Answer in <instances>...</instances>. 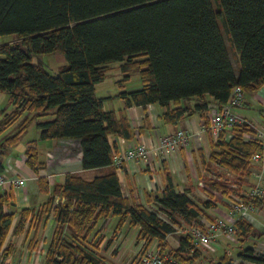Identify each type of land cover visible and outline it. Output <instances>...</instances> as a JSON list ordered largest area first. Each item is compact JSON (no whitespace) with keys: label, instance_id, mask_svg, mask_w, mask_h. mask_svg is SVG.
<instances>
[{"label":"trees","instance_id":"16d2710c","mask_svg":"<svg viewBox=\"0 0 264 264\" xmlns=\"http://www.w3.org/2000/svg\"><path fill=\"white\" fill-rule=\"evenodd\" d=\"M217 2L218 9L212 0H0V36L18 38L0 43V92L14 105L0 119V133L22 112L33 113L21 120L17 131L0 140V173L6 147L18 140L29 119L35 121L41 139L77 140L83 169L111 165L117 149L110 136L129 139L133 135L123 111L104 109L107 97L95 91L114 61L121 62L120 82L134 69L141 80L140 87L116 94L125 106L156 103L164 108L162 119L169 123L185 116L188 109L179 105L184 99L202 101L193 110L203 114L206 95L222 105L235 85L245 96L260 89L264 84V0ZM220 17L238 55L237 68L218 23ZM57 51L66 62L55 74L34 61V56ZM250 126L234 125L228 139L222 132L209 153L210 160L222 162L239 178L249 172V153L261 149L255 139L243 138ZM30 142L25 163L37 171L45 162L38 157L35 140ZM165 178L158 194H146L154 210L122 194L114 167L91 179L66 173L62 183L53 184L34 218L38 223L50 212L54 216L45 264H105L87 237L98 219L108 214L118 216L116 229L126 220L137 225V239H144L145 246L156 239L160 251L167 249L176 262L199 258L201 253L189 235H180L176 248H169L166 236L176 232L181 220L190 222L205 214L213 202L204 200L200 206L188 189L176 187L168 171ZM38 179L40 189L48 192L45 177ZM209 184L224 193L234 190L220 181L209 180ZM11 199L10 191H0V247L14 217V211L5 210ZM236 225L242 239L252 234L246 219ZM238 256L264 263V256L255 255L251 247L243 248ZM165 264L175 263L166 260ZM209 264H231V260L221 253L209 259Z\"/></svg>","mask_w":264,"mask_h":264},{"label":"crops","instance_id":"0c3cea01","mask_svg":"<svg viewBox=\"0 0 264 264\" xmlns=\"http://www.w3.org/2000/svg\"><path fill=\"white\" fill-rule=\"evenodd\" d=\"M227 41L229 45L231 44L229 39L225 40L228 48ZM233 53L238 67V55L235 51ZM120 79L117 80L120 86L117 92L113 94H97L98 96L107 97L103 101L104 109L106 103L113 100H120L117 101V108L109 107L107 109L122 110L130 123L133 132L131 138L126 139L121 136H110V139L115 141L117 151L124 150L140 141L147 143L154 142L157 134L170 133L179 128H189L192 133L187 145L176 150L173 156L161 160L162 168L159 171L157 183L143 169L132 172L126 167L115 168L120 180L122 194L130 201L135 200L149 207L153 205V201H147L146 194H158L162 190L166 183L165 171L170 173L176 187L182 190V185L186 188L188 183L185 162H188L189 154L192 156L194 153L197 156L200 153L208 159L213 139L202 125L207 123L208 114L218 103L212 97L206 95L203 100L207 101V110L201 114L199 111H194L193 107L202 101L196 97L184 99L179 105L188 109L185 116L175 123L164 122L162 119L164 108L156 103H150L144 107L140 105L125 106L124 100L116 95L119 91L123 90V83L120 82ZM99 83H96L95 91ZM173 106L172 104L171 107ZM250 108L259 111L262 115L264 114V84L257 91L247 94L242 106L235 108L236 112L242 114L251 122L249 130L243 134L244 139L255 138L257 129L264 130V121L262 119H256L254 115L251 117L249 115ZM247 110L248 112L246 114ZM231 135L232 132L229 129L223 133L225 139H228ZM72 140L77 146L70 147ZM38 143L40 144V142H37L35 146L37 150H39ZM42 143L48 148L45 149V158H40L39 155L38 157L41 161L45 162V166L39 168L37 171L30 168L26 163H20L19 167L13 166L14 171L18 175L27 177L24 187L0 188V191L8 190L12 193V199L5 206V210L14 211L10 229L0 247V252L6 254V252L4 253V249H7V258L16 262L27 260L31 254H34L38 256L40 264H45L47 246L55 227L54 216L50 212L46 218L43 216L38 223L34 218L51 194L53 184L62 183L65 174L68 172L80 174L85 179H91L94 176L106 174L113 168L112 165H107L98 168L83 169L81 166V151L77 140L45 139ZM22 155H24L23 152L18 155L6 154V157L12 161L15 159L17 161ZM249 168L248 166V171ZM44 173H51L52 180L51 183L47 182L49 187L48 192L46 191L45 195L41 196L35 190H41L38 178L44 177ZM243 178L247 179V182L253 183V178L249 172ZM31 180L35 181L36 189L34 188L29 191L27 184ZM253 214L254 219L249 221L252 226V234H250L248 241L245 240L246 238H240L236 255L243 248L251 247L255 255L264 256V204L260 203L257 211ZM197 217L199 218V215ZM118 220V216L111 214L99 218L94 229L87 237V240L93 245L92 249L95 250V253L98 256H102L105 264H134L136 254L145 244L144 239H137L139 227L129 224L128 220L119 229H116ZM171 234L166 236L167 242L168 236ZM247 242L249 245L246 244ZM152 243H155V241H152ZM177 246L178 241L176 245H172V248H176ZM230 252L231 250L227 248L222 253L231 256ZM201 258H203L202 255L197 259ZM195 260H192V262Z\"/></svg>","mask_w":264,"mask_h":264},{"label":"built area","instance_id":"2783aa9c","mask_svg":"<svg viewBox=\"0 0 264 264\" xmlns=\"http://www.w3.org/2000/svg\"><path fill=\"white\" fill-rule=\"evenodd\" d=\"M245 95L239 85H235L222 105H216L212 108L207 116V123L202 126L216 141L220 134L234 125H241L251 122L242 114L235 111L236 107L242 106ZM191 129L179 128L173 132L157 134L154 142L140 141L124 150L116 151L112 156L111 165L114 168L126 167L128 170L135 172L143 169L150 174L154 182H158V175L161 167V160L173 156L180 147L188 144L191 138ZM255 141L259 143L261 149H256L249 153L247 158L249 164V173L253 178L252 186L248 191H240L239 194H232L227 198V204L223 214L214 216L213 219L201 217L199 222H195L187 229V235L191 238V243L196 248H207L214 251L217 248V241L222 235L234 237L237 230V221L246 219L248 222L254 219V212L257 211L258 205L256 199L261 200L264 197V130L257 129ZM16 160V159H15ZM12 161L8 157L4 158V170L0 173V188L24 187L27 177L18 175L14 167H19L20 163H25V154L19 160ZM48 183H51V173H44ZM232 184H236L235 181ZM217 193L215 189L212 190ZM220 193L221 190L219 191ZM58 197L56 196L55 201ZM176 228V231H180ZM155 241V243H152ZM149 244L142 246L136 254L134 264H165V261L176 263L172 254L166 249L160 251L158 241L152 240ZM237 241V239H235ZM231 264H264L257 261L245 259L238 255L229 256ZM0 264H40L38 256L31 254L27 260L16 262L4 258L0 252Z\"/></svg>","mask_w":264,"mask_h":264},{"label":"rangeland","instance_id":"374dc122","mask_svg":"<svg viewBox=\"0 0 264 264\" xmlns=\"http://www.w3.org/2000/svg\"><path fill=\"white\" fill-rule=\"evenodd\" d=\"M212 3L214 5L215 9H218V2L217 0H212ZM218 23L220 25L222 34L224 36V40H227V32L225 30V26L222 22L221 17L218 19ZM18 40L17 36L15 35H2L0 36V43L5 41H16ZM228 43V41H227ZM228 49L231 57V61L234 65V67H237L234 51L233 48H231V45L228 43ZM34 61L40 62L46 71H48L51 74H55L57 72V69L60 65L64 64L66 62L64 56L60 52H54L51 54H40L37 56H34ZM121 62L114 61L109 63L107 66L108 70L106 72L105 78L97 85L96 87V94H113L114 92H117L119 90V84L117 80L119 78H122L123 74L120 70ZM123 85L122 88L125 90H131L135 89L141 86V80L139 78V72L137 69L131 70L129 78L127 80L122 81ZM116 101V102H115ZM120 100H113L111 102H108L105 104V109L107 108H117L118 102ZM14 105L10 102L9 96L5 92H0V119L3 117V114L6 112H9L13 109ZM249 115L252 117L255 116L256 119H262L264 121V114H260L259 111L253 110L250 108ZM248 110L246 111L247 114ZM32 112H22V114L15 120L10 126L5 128L3 132L0 133V140L7 135H10L17 131L19 129V124L21 120L25 117L29 118L32 116ZM254 122V121H252ZM35 121L34 120H28L27 126L25 129L21 132L19 135L18 140L12 144L8 145L6 147V154L11 155H18L22 152H25V149L28 144H30L33 139L35 140V146L37 142L38 148H39V157L45 158V149L48 148L45 146L42 142L45 141V139H41L39 137V130L35 127ZM217 141V140H216ZM45 143V142H44ZM213 143L215 141L213 140ZM72 146H77L75 142L72 140ZM186 166V174L188 177V183L186 188L182 185V190L188 189L190 197L198 203V205H202L201 202L204 200H209L213 202V205L209 208H205V214L202 213L199 215V218H194L190 222L180 221L181 224L176 225V228H180V231H176L175 233L168 236V246L169 248H172V245H176L177 239H179L180 235H185L187 233V229L189 226L195 222H199V219L203 217V215H209V216H218L219 214H223V211L225 210L227 198H230L232 194H239L240 191L246 192L248 189L252 186V183L247 182V179L239 178L233 171H231L225 164L219 161L210 160L209 156L208 159L205 158L202 154L198 153L197 156L193 153L192 156L189 154L188 162H185ZM209 180H215L220 181L226 186L232 187L234 190L229 191L228 193H220L219 189H215L217 193L213 192V188L210 187ZM235 181V185L232 184V182ZM185 185V184H184ZM29 186V191L36 189V184L34 180L28 181L27 187ZM21 190V189H20ZM38 195L41 194V196L45 195L44 191H41L39 189L35 190ZM261 203L264 204V197L260 200ZM260 206V204H259ZM149 208H152L156 210L155 206L150 205ZM226 211V210H225ZM159 214L167 218V216L163 212H159ZM206 217V216H205ZM248 235L246 237V241L249 240ZM240 238H242V234L239 232V230H236V233L234 234V237L231 239L230 237H227L225 235H222L220 238H218L217 241V248L214 251H210L207 248H198L203 258L196 259L195 261H185V262H177L175 264H209V259L217 258L218 255H220L225 249L229 248L231 250L230 255L235 256L238 251V243H240ZM237 239V241H235ZM179 243V242H178ZM244 243V240H243ZM249 245V243H246Z\"/></svg>","mask_w":264,"mask_h":264}]
</instances>
